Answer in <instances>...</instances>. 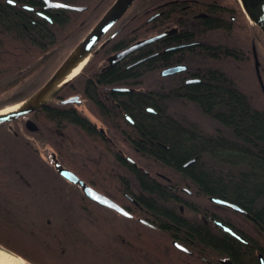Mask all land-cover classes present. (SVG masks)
<instances>
[{
	"label": "trees",
	"instance_id": "trees-1",
	"mask_svg": "<svg viewBox=\"0 0 264 264\" xmlns=\"http://www.w3.org/2000/svg\"><path fill=\"white\" fill-rule=\"evenodd\" d=\"M22 1L32 6L40 2ZM59 1L87 9L48 11L51 23L12 6L8 0H0V107L32 96L38 83L60 68L115 0ZM234 4L235 20L215 5H192L196 11L207 13L206 17L195 19L193 25L189 12L179 4L172 5L160 16L158 31L166 28L165 16L173 15L172 23L177 21V15L186 18L180 23V33L164 41L200 43L188 50L161 53L129 69L117 66L100 78L142 81L150 77L154 68L183 58L201 66L196 76L200 82L183 85V80L179 81L180 88L175 93L192 100L211 126L218 129L216 137L213 133L201 136L180 125L167 113L165 101L157 93L130 94L124 99V107L138 124L142 137L153 143L155 156L173 165L194 159L196 162L187 171L200 193L241 207L263 226L264 93L257 81L250 48L253 40L260 48L264 35L246 18L239 0H234ZM149 8L139 0L133 3L117 34L118 47H126L151 34L152 26L147 22ZM148 50L149 47L144 52ZM94 58L95 55L89 64ZM63 115L57 112L55 120H63ZM76 120L82 122L79 117ZM10 154L12 174L17 171L27 178L24 190L28 204L24 209L16 204L18 198L12 197V225L0 228V245L27 264H78L75 259L87 258L89 248L93 252L101 248L108 254L102 261L94 257L84 264H208L200 257L201 248L188 255L172 245L171 236L179 238L183 231L200 238L204 249L241 257L244 250L248 255L251 253L252 248L235 240L228 237L217 240L205 229L186 225L176 214V205L168 192L145 177H140L139 183L149 195L140 196L139 201L149 211L144 212V218L153 227L112 211L91 214L90 226V217L84 210L86 200L74 194L79 189L68 181L51 179L54 173L49 167L40 166L31 148L24 149L14 136ZM2 169L0 166V173ZM42 178L46 181H41ZM16 186L13 180L12 192L18 189ZM54 192L60 193L56 202L52 198ZM68 192L73 195H62ZM38 196L49 197V203L44 200L40 203ZM80 242H84L82 247L78 246Z\"/></svg>",
	"mask_w": 264,
	"mask_h": 264
},
{
	"label": "flooded vegetation",
	"instance_id": "flooded-vegetation-1",
	"mask_svg": "<svg viewBox=\"0 0 264 264\" xmlns=\"http://www.w3.org/2000/svg\"><path fill=\"white\" fill-rule=\"evenodd\" d=\"M52 1L78 6L59 0ZM139 1L144 4V7L150 6L147 10L149 13L147 22L152 26V31L148 37L136 40L126 47H118L119 43H116V38L122 28L124 18H126L123 16L99 42L94 52L102 44L107 43L97 54L93 53L95 55L93 61L88 63L89 65L53 100L29 115L0 124V166L3 168L2 173H0V222L11 220L12 197L18 198L16 204L23 205L24 209L26 208L25 205L28 204L26 201L27 193L24 190L27 186V178L18 174L17 171L12 174L10 149L12 136H14L21 142L24 149L31 148L40 166L49 167L54 173V177L51 179L67 181L57 171V165H60V167L77 175L94 191L111 199L133 216V218L123 216L125 218L153 227L144 218V212L149 211L139 201L140 196L148 197L149 195L139 183V178L145 177L168 192L171 202L176 205V214L186 225L201 230L205 229L207 234L214 239L222 240L224 237H228L242 246L252 248L249 255L244 250L241 254L242 257L228 252L219 253L215 249L202 248L200 238L183 231L179 238L171 236V243L184 254L194 255L195 250L201 248L200 257L208 264H264V225H259L254 221L251 213L241 207L217 196L200 193L191 174L187 171L190 164L196 162L194 159L181 165H173L155 156L151 148L153 143L149 144L142 137L138 124L124 107V99L130 94L157 93L162 95L167 113L180 125L188 130H195L201 136L205 135V131H207L216 137L217 128H203L200 124L204 119V114L193 104L192 100L188 96L175 93L180 88L179 81L183 80V85L200 82L196 76L202 67L198 64V66L191 64L190 59L183 58L154 68L149 75L150 77L142 81L126 82L100 78L117 66L121 65L129 69L146 60H153L161 53L188 50L200 43L199 41L189 43L184 40L164 41L165 38L180 33V23L186 18V16L177 15V21L172 23L173 15L165 16L166 21H168L166 28L158 31L156 28L160 16L172 5L179 4L182 9L189 12L193 18L191 22L193 25L195 19L207 16L205 11L194 9L193 6L196 3L215 5L226 10L229 17L235 20L234 0ZM26 2L22 0L10 2L8 0L12 6L33 12L36 16L47 21H49L47 18L51 19V23L53 20L46 12L60 10L46 9L44 0H40L37 6L29 5ZM164 33L168 34L125 57H117L135 43ZM224 41L226 42V39ZM231 42L233 41L231 40ZM254 46L259 60V70L264 81V40L260 42V48L253 40L250 48L258 81ZM147 47L149 50L144 52ZM174 68H178V71L170 75L163 74ZM49 79L40 81L35 92ZM258 83L260 85L259 81ZM69 99L72 101L65 103ZM174 103L192 104L196 107L195 113L193 112L194 117L188 118L185 112L170 113V108L174 106ZM8 106L10 105L1 106L0 109ZM57 112L64 113L61 117L63 120H55ZM76 117H79L82 122L77 121ZM13 180L17 183L16 187L18 188L14 192H12ZM72 186L79 189V192H74V194L80 195L86 200L84 210L90 217V224L92 223L91 214L97 215L106 211L115 212L86 196L81 187L73 184ZM56 193L57 198H59L60 193ZM68 194L69 196L73 195L70 192L62 195ZM39 195L42 194L39 193ZM37 198L40 203L43 202V197L38 196ZM216 200L237 206L239 210L218 203ZM40 209L38 211L41 212Z\"/></svg>",
	"mask_w": 264,
	"mask_h": 264
},
{
	"label": "water",
	"instance_id": "water-1",
	"mask_svg": "<svg viewBox=\"0 0 264 264\" xmlns=\"http://www.w3.org/2000/svg\"><path fill=\"white\" fill-rule=\"evenodd\" d=\"M134 1L135 0H116L112 4L110 9L104 14V16L96 23V25L92 28V30L87 34V36L73 50V52L69 55V57L65 60V62L55 72V74L47 81V83L43 85L37 92H35L30 98L15 104V105H18L20 103L27 102V104L23 108H21L20 110H17L16 112L0 116V124L15 121L23 116L29 115L37 111L38 109L44 107L51 100H53L63 89H65L68 86V84H70L83 71L85 67L81 70V72L77 76H75L71 81H69L62 89L56 92L50 100L46 102L44 101V99L47 97L51 89L55 86V84L59 81V79L63 77L65 73L73 66L76 60H78L81 56L87 53H91V57H92L93 53L97 54L105 46L107 42L102 44L94 52L99 42L120 21V19L124 16L127 10L132 6ZM44 2L46 3V9H63V10L75 11V12H83L84 10H86L85 7L72 6L67 3L54 2L52 0H44ZM239 2L241 3L242 9L247 16L246 18H248L250 23L255 25L264 35V0H239ZM47 19L50 22H52L51 19L49 18ZM167 34L168 33H164L160 36L149 38L147 40L138 42L130 46L127 50L119 54L117 57H125L131 54L132 52L137 51L140 48L149 45L153 41L166 36ZM253 50H254V55H255L254 60H255L256 72L259 78L258 81L260 82L262 91L264 92V81L262 79V76L259 70L260 69L259 60L257 57L255 46L253 47ZM176 71H178V68L167 70L163 74L170 75ZM71 101L72 99H69L65 103H69ZM6 108L8 107L0 109V111ZM32 125L34 126L33 123ZM57 166H58L57 167L58 173L64 179H66L69 183L81 187L83 193L86 196L90 197L91 199L99 203L100 205L115 211L119 215H122L128 218H133L132 215H130L127 211H125L123 208L117 205L114 201L94 191L88 184H86L83 180H81L77 175H75L74 173H72L71 171L67 169L60 167V165H57ZM216 201L223 205L239 210L237 206L231 205L227 202L220 201V200H216ZM179 248L182 249L181 247ZM0 250L17 256L15 253L11 252L9 249L2 247L1 245H0ZM24 262L25 264H27L25 260ZM226 264H229V263H226Z\"/></svg>",
	"mask_w": 264,
	"mask_h": 264
},
{
	"label": "bare ground",
	"instance_id": "bare-ground-1",
	"mask_svg": "<svg viewBox=\"0 0 264 264\" xmlns=\"http://www.w3.org/2000/svg\"><path fill=\"white\" fill-rule=\"evenodd\" d=\"M116 1V0H115ZM114 1V2H115ZM136 1V0H135ZM134 1V2H135ZM133 5V4H132ZM112 6V5H111ZM110 6V7H111ZM87 9V8H86ZM110 9V8H109ZM108 9V10H109ZM130 9V8H129ZM128 9V10H129ZM107 10V11H108ZM127 10V12H128ZM85 11V10H84ZM106 11V12H107ZM126 12V13H127ZM126 13L124 14V16L126 15ZM96 25V24H95ZM94 25V26H95ZM113 29V28H112ZM92 30V29H91ZM160 36V35H159ZM157 37V36H156ZM149 39V38H148ZM147 40V39H145ZM144 41V40H143ZM141 42V41H140ZM138 43V42H137ZM136 44V43H135ZM91 57V53H87L83 56H81L78 60H76L73 64V66L65 73V75L63 77H61L59 79V81L55 84V86L51 89V91L49 92V94L47 95V97L44 99V101H48L50 100L53 95L58 92L60 89H62L69 81H71L75 76H77L81 70L86 67V65L89 63ZM27 104V102H23L20 103L18 105L15 106H11L8 107L2 111H0V116L2 115H6V114H10L13 112H16L17 110H20L21 108H23L25 105ZM0 264H25L24 260L22 258H20V256H15L13 254H9L6 253L4 251L0 250Z\"/></svg>",
	"mask_w": 264,
	"mask_h": 264
},
{
	"label": "rangeland",
	"instance_id": "rangeland-1",
	"mask_svg": "<svg viewBox=\"0 0 264 264\" xmlns=\"http://www.w3.org/2000/svg\"><path fill=\"white\" fill-rule=\"evenodd\" d=\"M254 64V63H253ZM195 111H196V107H194L192 104H190V103H183V104H180V103H174V106L172 107V108H170V113H173V112H185L186 113V115L188 116V118H192V117H194V115H193V112L195 113ZM195 119V118H194ZM200 124H202V126H203V128H208V127H213V126H211V122L210 121H208L205 117H204V119L202 120V122L200 123ZM208 133H210V132H207V131H205V134H208ZM41 180V179H40ZM41 181H46L45 180V178H42V180ZM46 183H48V182H46ZM41 185V183L40 182H38V187ZM47 185V184H46ZM49 185V184H48ZM52 196V195H51ZM54 200H55V202H56V199H57V193L56 192H54V194H53V197H52ZM49 199L50 198H48L47 196H44L43 197V200L46 202L47 201V203H49ZM11 221V220H10ZM10 221H8V222H3V221H1L0 222V227L1 228H5L6 226H11L12 224H11V222ZM90 226H91V224H90ZM84 245V242H80L79 243V247H82ZM95 251L96 252H93L92 251V249L90 250V248L88 249V251H87V253H88V257L87 258H81V257H79L80 259H75L76 260V262L78 263V264H84L85 263V260L87 261V260H92L94 257H97L99 260H101L102 261V258L104 257V256H106V254H108L106 251H104V250H102L101 248H96L95 249ZM91 252V253H90ZM93 252V253H92ZM103 255V256H102ZM148 262V261H147Z\"/></svg>",
	"mask_w": 264,
	"mask_h": 264
},
{
	"label": "snow or ice",
	"instance_id": "snow-or-ice-1",
	"mask_svg": "<svg viewBox=\"0 0 264 264\" xmlns=\"http://www.w3.org/2000/svg\"><path fill=\"white\" fill-rule=\"evenodd\" d=\"M10 2H12V0H10Z\"/></svg>",
	"mask_w": 264,
	"mask_h": 264
}]
</instances>
